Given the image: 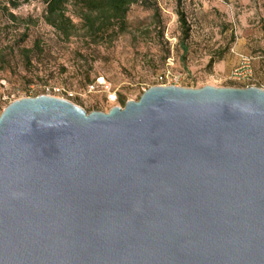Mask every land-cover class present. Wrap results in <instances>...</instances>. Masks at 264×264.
Returning <instances> with one entry per match:
<instances>
[{
	"label": "water",
	"instance_id": "water-1",
	"mask_svg": "<svg viewBox=\"0 0 264 264\" xmlns=\"http://www.w3.org/2000/svg\"><path fill=\"white\" fill-rule=\"evenodd\" d=\"M0 264H264V89L156 86L0 115Z\"/></svg>",
	"mask_w": 264,
	"mask_h": 264
},
{
	"label": "rangeland",
	"instance_id": "rangeland-1",
	"mask_svg": "<svg viewBox=\"0 0 264 264\" xmlns=\"http://www.w3.org/2000/svg\"><path fill=\"white\" fill-rule=\"evenodd\" d=\"M10 1L0 0V115L39 96L108 113L156 86L245 88L229 79L242 56L254 58L255 87L264 89V0H146L131 7L118 36L73 17L69 39L46 22L42 0ZM98 77L105 84L92 88Z\"/></svg>",
	"mask_w": 264,
	"mask_h": 264
},
{
	"label": "trees",
	"instance_id": "trees-1",
	"mask_svg": "<svg viewBox=\"0 0 264 264\" xmlns=\"http://www.w3.org/2000/svg\"><path fill=\"white\" fill-rule=\"evenodd\" d=\"M31 0H11L14 8L21 2ZM46 4L45 20L54 27L60 35L69 39L77 29L73 17H80L88 30L96 34H106L111 38L118 36L127 28L126 19L133 5L143 4L146 0H42ZM69 6L73 13L69 14ZM184 33L189 36L190 27L184 15L181 14ZM214 61H211L213 64Z\"/></svg>",
	"mask_w": 264,
	"mask_h": 264
},
{
	"label": "built area",
	"instance_id": "built-area-1",
	"mask_svg": "<svg viewBox=\"0 0 264 264\" xmlns=\"http://www.w3.org/2000/svg\"><path fill=\"white\" fill-rule=\"evenodd\" d=\"M253 61L254 58L252 56H242L239 66L234 69L229 79L231 81L244 83L246 85L245 88L255 87L256 78ZM97 84H105V78L98 77L96 83L91 85L92 88H95ZM109 98L111 101H116L118 99V95L110 92Z\"/></svg>",
	"mask_w": 264,
	"mask_h": 264
}]
</instances>
